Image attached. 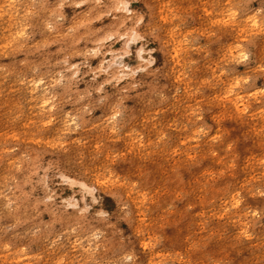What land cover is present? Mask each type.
Listing matches in <instances>:
<instances>
[{
    "label": "rangeland",
    "instance_id": "374dc122",
    "mask_svg": "<svg viewBox=\"0 0 264 264\" xmlns=\"http://www.w3.org/2000/svg\"><path fill=\"white\" fill-rule=\"evenodd\" d=\"M0 264H264V0H0Z\"/></svg>",
    "mask_w": 264,
    "mask_h": 264
}]
</instances>
